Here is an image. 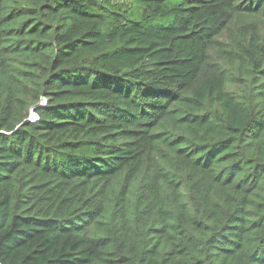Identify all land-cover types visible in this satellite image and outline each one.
Returning a JSON list of instances; mask_svg holds the SVG:
<instances>
[{"label": "trees", "instance_id": "16d2710c", "mask_svg": "<svg viewBox=\"0 0 264 264\" xmlns=\"http://www.w3.org/2000/svg\"><path fill=\"white\" fill-rule=\"evenodd\" d=\"M251 16L264 0H0V264H264Z\"/></svg>", "mask_w": 264, "mask_h": 264}, {"label": "rangeland", "instance_id": "374dc122", "mask_svg": "<svg viewBox=\"0 0 264 264\" xmlns=\"http://www.w3.org/2000/svg\"><path fill=\"white\" fill-rule=\"evenodd\" d=\"M245 20L251 25H255L257 27H260L261 30H263V32H264V19H262L261 17L251 16Z\"/></svg>", "mask_w": 264, "mask_h": 264}, {"label": "built area", "instance_id": "2783aa9c", "mask_svg": "<svg viewBox=\"0 0 264 264\" xmlns=\"http://www.w3.org/2000/svg\"><path fill=\"white\" fill-rule=\"evenodd\" d=\"M45 104H46V98L41 97L40 101L38 103V106H43ZM37 119H38V115L36 113V110L35 109H31L30 112H29L28 120L30 122H35Z\"/></svg>", "mask_w": 264, "mask_h": 264}]
</instances>
